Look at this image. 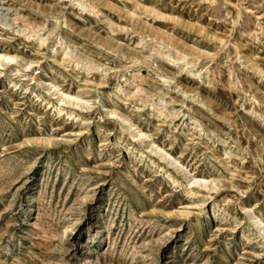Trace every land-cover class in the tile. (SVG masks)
Segmentation results:
<instances>
[{
	"label": "rangeland",
	"instance_id": "obj_1",
	"mask_svg": "<svg viewBox=\"0 0 264 264\" xmlns=\"http://www.w3.org/2000/svg\"><path fill=\"white\" fill-rule=\"evenodd\" d=\"M0 264H264V0H0Z\"/></svg>",
	"mask_w": 264,
	"mask_h": 264
},
{
	"label": "bare ground",
	"instance_id": "obj_2",
	"mask_svg": "<svg viewBox=\"0 0 264 264\" xmlns=\"http://www.w3.org/2000/svg\"><path fill=\"white\" fill-rule=\"evenodd\" d=\"M2 58H5V59H10V56H7V55H2ZM140 135H144L142 134L141 132H139Z\"/></svg>",
	"mask_w": 264,
	"mask_h": 264
}]
</instances>
